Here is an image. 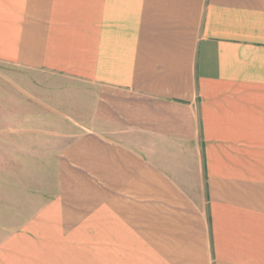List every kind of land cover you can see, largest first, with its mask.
<instances>
[{
    "label": "crops",
    "instance_id": "obj_1",
    "mask_svg": "<svg viewBox=\"0 0 264 264\" xmlns=\"http://www.w3.org/2000/svg\"><path fill=\"white\" fill-rule=\"evenodd\" d=\"M0 64L92 95L0 264H264V0H0Z\"/></svg>",
    "mask_w": 264,
    "mask_h": 264
},
{
    "label": "rangeland",
    "instance_id": "obj_2",
    "mask_svg": "<svg viewBox=\"0 0 264 264\" xmlns=\"http://www.w3.org/2000/svg\"><path fill=\"white\" fill-rule=\"evenodd\" d=\"M84 83L0 64V239L58 188V160L91 112Z\"/></svg>",
    "mask_w": 264,
    "mask_h": 264
}]
</instances>
